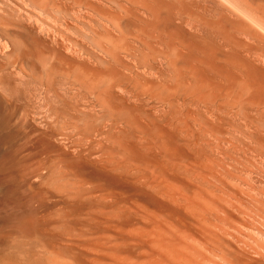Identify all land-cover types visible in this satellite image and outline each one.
I'll use <instances>...</instances> for the list:
<instances>
[{
	"label": "bare ground",
	"instance_id": "1",
	"mask_svg": "<svg viewBox=\"0 0 264 264\" xmlns=\"http://www.w3.org/2000/svg\"><path fill=\"white\" fill-rule=\"evenodd\" d=\"M0 264H264V0H0Z\"/></svg>",
	"mask_w": 264,
	"mask_h": 264
},
{
	"label": "rangeland",
	"instance_id": "2",
	"mask_svg": "<svg viewBox=\"0 0 264 264\" xmlns=\"http://www.w3.org/2000/svg\"><path fill=\"white\" fill-rule=\"evenodd\" d=\"M21 75L24 77L25 75H23L22 73H21ZM18 76H20V75H18ZM17 82V80H15V83Z\"/></svg>",
	"mask_w": 264,
	"mask_h": 264
}]
</instances>
